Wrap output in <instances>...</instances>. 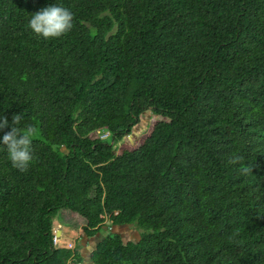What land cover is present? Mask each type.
Listing matches in <instances>:
<instances>
[{"label":"trees","instance_id":"16d2710c","mask_svg":"<svg viewBox=\"0 0 264 264\" xmlns=\"http://www.w3.org/2000/svg\"><path fill=\"white\" fill-rule=\"evenodd\" d=\"M53 2L73 27L45 40L28 21ZM18 113L33 161L0 149V264L82 263L54 243L61 211L89 237L137 227L95 264H264V0H0V114Z\"/></svg>","mask_w":264,"mask_h":264},{"label":"clouds","instance_id":"9594fccd","mask_svg":"<svg viewBox=\"0 0 264 264\" xmlns=\"http://www.w3.org/2000/svg\"><path fill=\"white\" fill-rule=\"evenodd\" d=\"M29 28L45 40L60 38L73 27V13L60 3L53 2L47 7L33 13L28 21ZM22 117L15 114L11 122L0 114V149L6 150L11 166L20 172L26 171L33 161L32 143L36 135L31 126L21 127ZM9 129L8 131H4ZM239 156L233 157L230 163H236ZM244 173L248 168L242 170ZM111 229V225H108ZM114 227V226H113Z\"/></svg>","mask_w":264,"mask_h":264},{"label":"rangeland","instance_id":"374dc122","mask_svg":"<svg viewBox=\"0 0 264 264\" xmlns=\"http://www.w3.org/2000/svg\"><path fill=\"white\" fill-rule=\"evenodd\" d=\"M152 123L149 121V117H144L142 121L136 126L134 133L123 142L118 144V151L124 148H134L139 145L140 141L148 134L150 131L149 124ZM143 136L142 139L139 137ZM102 138L105 140H111L110 135L108 133H102ZM139 139V140H137ZM85 218L80 216L79 214L71 213L68 211H61L59 215L54 219L55 230L64 231V235L62 237V242L65 245H73L76 247L78 251L85 253V255H89L91 250H94L98 245L100 238L108 235L109 232H117L122 233V237L125 241L138 240L139 239V231L135 225L126 224L124 227H110L107 224L105 228L101 230V232L97 233L95 236H87L84 233L83 226L86 224ZM87 264L86 259L84 258L83 263Z\"/></svg>","mask_w":264,"mask_h":264},{"label":"water","instance_id":"95a60500","mask_svg":"<svg viewBox=\"0 0 264 264\" xmlns=\"http://www.w3.org/2000/svg\"><path fill=\"white\" fill-rule=\"evenodd\" d=\"M64 150H65V152H69L68 149H66V148H64ZM112 228H113V226L111 227V229H112ZM61 232H62V231H61ZM115 233H116V232H115ZM58 235H59V234H58ZM140 237H141V236H140V234H139V239H140ZM102 240H103V238H100L99 243H100ZM99 243H98V244H99ZM97 246H98V245H97ZM97 246H96V248H97ZM96 248H95V249H96ZM95 249H94V250H95ZM92 253H93V252H91V254H89V255H84V257L86 258L87 264H95V262H94L93 259H92Z\"/></svg>","mask_w":264,"mask_h":264},{"label":"built area","instance_id":"2783aa9c","mask_svg":"<svg viewBox=\"0 0 264 264\" xmlns=\"http://www.w3.org/2000/svg\"><path fill=\"white\" fill-rule=\"evenodd\" d=\"M109 134V133H108ZM54 243L57 245V246H60V245H64L65 247H68V248H73V245L70 244L69 245H65L63 242H62V237L60 235H58V232H57V235L55 236L54 238Z\"/></svg>","mask_w":264,"mask_h":264},{"label":"crops","instance_id":"0c3cea01","mask_svg":"<svg viewBox=\"0 0 264 264\" xmlns=\"http://www.w3.org/2000/svg\"><path fill=\"white\" fill-rule=\"evenodd\" d=\"M62 230H58V234L61 236V237H63V235H64V231H62ZM91 252H93V250H91L90 251V254H91ZM84 255H85V253L82 251V256L84 257ZM83 263V262H82Z\"/></svg>","mask_w":264,"mask_h":264},{"label":"flooded vegetation","instance_id":"af4514ba","mask_svg":"<svg viewBox=\"0 0 264 264\" xmlns=\"http://www.w3.org/2000/svg\"><path fill=\"white\" fill-rule=\"evenodd\" d=\"M126 224H121V225H117V226H119V227H124ZM106 227H108V226H106ZM114 227H116V226H114ZM103 228H105V226L103 227ZM115 232V231H114ZM117 233V232H116ZM118 234H120L121 236H123L122 235V233H119V231H118ZM94 251V250H93ZM85 258V257H84ZM86 259V258H85Z\"/></svg>","mask_w":264,"mask_h":264}]
</instances>
